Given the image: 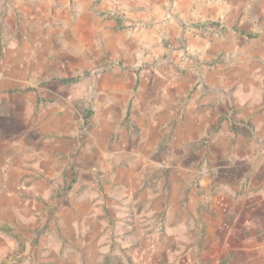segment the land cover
<instances>
[{"label": "crops", "instance_id": "crops-1", "mask_svg": "<svg viewBox=\"0 0 264 264\" xmlns=\"http://www.w3.org/2000/svg\"><path fill=\"white\" fill-rule=\"evenodd\" d=\"M262 9L0 0V264H264Z\"/></svg>", "mask_w": 264, "mask_h": 264}, {"label": "rangeland", "instance_id": "rangeland-1", "mask_svg": "<svg viewBox=\"0 0 264 264\" xmlns=\"http://www.w3.org/2000/svg\"><path fill=\"white\" fill-rule=\"evenodd\" d=\"M261 3H262V6H264V0H261ZM261 21L262 22H264V9H262V12H261ZM182 49H187L186 48V46H183L182 47ZM187 51V50H186ZM184 57L185 58H187V59H189V60H191L192 59V57H189V56H185L184 55ZM94 76H96V75H94ZM94 79H98V78H96V77H93L92 75H91V72H88V74H86V75H84V77H82L81 78V80L79 81L80 83H82V84H84V86H85V88H86V90H85V97H86V99H90L91 98V96H92V94H90V92H89V90H88V86L91 84V83H93L94 81Z\"/></svg>", "mask_w": 264, "mask_h": 264}, {"label": "built area", "instance_id": "built-area-1", "mask_svg": "<svg viewBox=\"0 0 264 264\" xmlns=\"http://www.w3.org/2000/svg\"><path fill=\"white\" fill-rule=\"evenodd\" d=\"M103 72H104V67H100V68L96 69L92 74L98 76V75H101ZM2 80H3V74L0 73V81H2Z\"/></svg>", "mask_w": 264, "mask_h": 264}]
</instances>
